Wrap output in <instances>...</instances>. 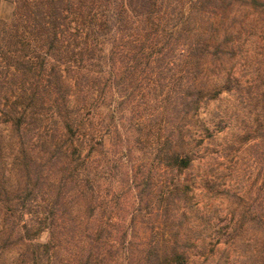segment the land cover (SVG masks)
I'll return each instance as SVG.
<instances>
[{
    "label": "trees",
    "instance_id": "16d2710c",
    "mask_svg": "<svg viewBox=\"0 0 264 264\" xmlns=\"http://www.w3.org/2000/svg\"><path fill=\"white\" fill-rule=\"evenodd\" d=\"M248 25L264 32V0H0V264H264V192L222 235L189 217L205 107L240 95L264 116ZM126 161L149 165L129 223L125 187L107 195ZM150 166L171 179L158 207ZM143 208L159 226L137 228Z\"/></svg>",
    "mask_w": 264,
    "mask_h": 264
},
{
    "label": "rangeland",
    "instance_id": "374dc122",
    "mask_svg": "<svg viewBox=\"0 0 264 264\" xmlns=\"http://www.w3.org/2000/svg\"><path fill=\"white\" fill-rule=\"evenodd\" d=\"M11 10V6L4 3L1 16L9 17ZM243 70V73L248 75L246 78L248 88L258 85L254 79L258 72L264 70V32L259 25L256 28L248 25V67ZM201 116L206 120L212 136L207 137L202 145L199 162L195 164L194 171L190 174V177L196 180L194 203H197L198 211L193 210L189 217L196 219V223L200 225L199 229L205 227L202 218L204 222L210 223L205 234L222 235L224 227L230 222L234 225L244 216L248 218V198L256 200L262 197L264 192V116H260L258 110L244 97L228 94H223L217 101L209 103ZM256 129L258 131L254 133ZM110 148L109 142L105 149ZM134 158L148 162L144 154L136 155ZM126 163H117L118 166L114 164V169L107 175V185L110 186L107 188V195L110 200L115 201L124 190L122 185L125 187L123 202L128 209L120 211L115 205L117 211L114 210L111 215L117 219L121 212L120 214L127 215L129 223L134 210L139 209L135 202L139 190L133 188L138 182L135 178L142 181L143 172L149 165L128 161ZM150 167L156 171L151 179V188L145 192L148 196L145 195L148 198L147 202L158 207L156 192L162 184L156 181L165 182L171 179L160 176L164 173L163 170ZM183 177H189V174L186 173ZM146 212L147 210L143 208L142 216L137 218V228L141 232L142 222H149V228H153V223L159 226L158 220L159 222L162 220L157 219V211L151 214L150 220H144L143 214ZM183 226L185 227V223ZM220 245H224V240ZM240 260L246 261L244 257Z\"/></svg>",
    "mask_w": 264,
    "mask_h": 264
}]
</instances>
